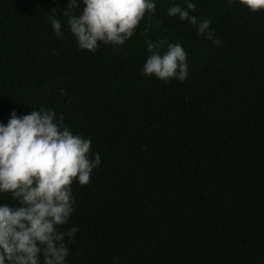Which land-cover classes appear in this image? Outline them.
<instances>
[{"label": "trees", "instance_id": "obj_1", "mask_svg": "<svg viewBox=\"0 0 264 264\" xmlns=\"http://www.w3.org/2000/svg\"><path fill=\"white\" fill-rule=\"evenodd\" d=\"M193 2L221 45L157 0L119 51L93 53L77 48L67 0H0V123L43 106L101 156L71 185L67 264H264V11ZM162 36L187 52L183 83L139 71L145 39Z\"/></svg>", "mask_w": 264, "mask_h": 264}, {"label": "clouds", "instance_id": "obj_2", "mask_svg": "<svg viewBox=\"0 0 264 264\" xmlns=\"http://www.w3.org/2000/svg\"><path fill=\"white\" fill-rule=\"evenodd\" d=\"M225 2L264 11V0ZM156 5L157 0H67L61 13L79 50L94 53L103 44L119 51L145 13H155ZM195 10L193 0H169L166 15L186 21L213 46L221 45L211 21L190 14ZM56 11L52 9L48 21L61 39ZM144 42L148 55L140 73L163 83L171 79L183 83L189 74L184 47L167 36ZM100 163V154L91 152V140L73 134L62 114L43 106L19 116L15 109L10 111L7 122L0 123V194L7 193L14 203H0V264H67L68 244L78 231L76 226L61 229L75 210L71 185L74 180L88 184ZM113 259L118 264V258Z\"/></svg>", "mask_w": 264, "mask_h": 264}]
</instances>
